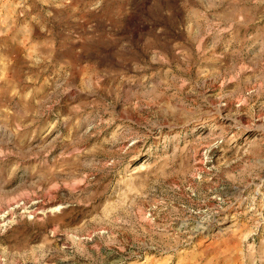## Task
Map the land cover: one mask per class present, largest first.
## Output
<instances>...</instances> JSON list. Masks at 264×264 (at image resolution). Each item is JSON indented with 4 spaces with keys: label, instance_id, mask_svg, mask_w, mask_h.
I'll return each mask as SVG.
<instances>
[{
    "label": "rangeland",
    "instance_id": "1",
    "mask_svg": "<svg viewBox=\"0 0 264 264\" xmlns=\"http://www.w3.org/2000/svg\"><path fill=\"white\" fill-rule=\"evenodd\" d=\"M0 264H264V0H0Z\"/></svg>",
    "mask_w": 264,
    "mask_h": 264
}]
</instances>
